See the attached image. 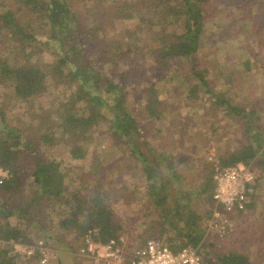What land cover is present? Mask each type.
<instances>
[{
  "label": "rangeland",
  "instance_id": "rangeland-1",
  "mask_svg": "<svg viewBox=\"0 0 264 264\" xmlns=\"http://www.w3.org/2000/svg\"><path fill=\"white\" fill-rule=\"evenodd\" d=\"M142 1L69 0L75 14L83 15L82 20L77 15L80 24L97 29L101 21L98 40L102 42H97V34L94 38L87 34L81 36L82 42L94 46V52L89 50L90 60L79 59L78 68L72 63L70 67L77 70L80 80H85L87 73L96 75L92 71L98 64L103 66V73L115 81H119L118 73L130 70L159 82L161 103L157 108L164 107L168 115L162 121L154 122L152 127L147 126L149 129L145 127L147 123L142 122L150 146L155 144L162 153L157 160L160 167L157 166L159 182L156 193L160 196L166 194L160 188V182H169L172 196L167 208L178 204L186 213L188 209L194 210L201 218L205 240L213 246V251L225 254L239 251L247 254L252 264H264V170L258 165L261 155H264V0H211L213 6L209 8L211 13L202 34L197 61L200 68H208L210 89L217 99L202 87L198 88V94L188 97V92L195 86L193 81H187L188 87H185L182 81L170 79L173 74L159 70L153 59L151 31L146 28L147 24H143V20L149 17L140 15ZM0 15H11L13 24L12 29L7 27L3 30L6 25L1 21L0 58L16 57L14 53L10 54L14 50H6V45L15 44L20 50V44L15 43L14 38L13 43H6V37H13L14 25L36 34L38 44L35 46L38 49L33 53L35 62L49 65L65 55L58 40L52 38L51 27L36 20L18 0H0ZM88 19L93 20L92 24L83 22ZM210 20L212 23H208ZM76 26L78 24L74 23L71 27ZM184 26V21L180 22L181 29ZM15 32L21 36L20 31ZM110 49L115 59L113 63L105 65L97 61V57L107 56ZM175 68L181 73L189 70L187 64H176ZM80 80L74 79L71 84L49 81L45 93L27 100L16 98L13 89L0 82V131L10 129L19 133L22 141H30L39 161L59 164L65 174V187L70 192L74 188L83 190L85 186L92 191L100 186L102 192L110 194L117 218L126 228L120 239L123 238L129 248L140 246V240L154 239L161 243L158 238H176L172 225H179L177 219L165 221L162 228L160 212L151 203L148 186L152 182L148 181L144 171L148 159H136L138 157L131 152L133 147L116 137L117 125L112 113L114 101H106L101 107L105 118L97 129H92L85 144V157H72L71 140L62 131L59 112L54 113V108L60 100L67 102L74 92L77 96L84 94L83 89H77ZM133 90L131 102L139 99L136 95L138 88ZM224 100H229L230 106L217 103ZM147 103L146 98L141 101L140 112L144 115ZM134 108H138L137 102ZM244 111L250 114L247 119ZM151 129H155L156 136L151 137ZM248 131L261 134L262 138L263 146L258 158L247 165L259 174L258 184L247 210L232 216L231 231L219 237L209 227L215 210L212 191L208 187L203 191L202 186L211 181L209 172L213 166L210 158L220 164L219 161L228 153L248 142ZM19 149L24 153V164L33 171L38 160L35 161L23 146ZM143 150L149 155L147 146L144 145ZM149 161L153 162V159ZM151 168L156 170L152 165ZM27 185L26 198L29 200L37 195L32 193L38 189L32 178H28ZM59 214L56 208H44L34 222L22 221L29 242H47L53 254L51 264H96V259L81 253L85 235L79 237L77 225H69L67 230L61 228L59 225L63 218ZM3 216L0 206V225L20 226L16 216L8 219ZM22 261L14 264H37L39 258Z\"/></svg>",
  "mask_w": 264,
  "mask_h": 264
},
{
  "label": "trees",
  "instance_id": "trees-1",
  "mask_svg": "<svg viewBox=\"0 0 264 264\" xmlns=\"http://www.w3.org/2000/svg\"><path fill=\"white\" fill-rule=\"evenodd\" d=\"M18 1L22 4V8L29 10L36 20L45 23L44 26L51 27L52 38L58 40L59 48L64 50L63 54L65 55L59 56L60 59L49 65L35 62L33 53L38 49L35 46L38 44L36 34H31L20 26L14 25L15 30L21 32V36L14 30L12 38L6 37V43L12 42L14 38L15 43L20 44V50L15 44L10 46L5 44L6 50L8 52L14 50L10 54L14 53L13 55L16 57L5 56L0 58V82L9 85L16 98L27 100L45 93L48 90L49 81L65 84L70 82L71 84L74 79L80 80L75 66H77L79 59L80 61L81 59L90 60L89 52H94V46L92 47L88 42H82L81 36L87 34L90 38L92 36L94 38L97 34V42L102 44L98 40L101 21L98 22L97 29H94L93 26L87 27L84 23L80 24L79 18L82 20L83 15L77 14L79 18L77 17L69 0ZM211 2V0H144L141 3L143 6L140 15L143 18L149 17L145 19L147 23L143 20V24H147L145 27L151 31L150 42L153 44L152 53L155 64L160 71H168L173 74L174 76L170 79L175 78L178 82L182 81L185 87H188L187 81H193L192 85L195 84V86L188 92V97L198 94L199 87L213 94L207 78L209 70L208 68H200L197 61L202 34L205 32V24L209 13H211L209 8L210 5L213 6ZM11 20V15H0V25L1 21H5L6 25L3 30H6L7 27L12 29ZM87 21L91 24L93 22L91 19L83 22ZM182 21L185 23L183 29L180 27ZM74 23H77L78 26L71 27ZM208 23H212V20ZM4 33L6 34V32ZM97 61L105 65L113 63L115 59H113L112 50H109L107 56L97 57ZM70 63L75 68L70 67ZM176 64H187L188 72L181 73L180 69H174ZM247 67H249L248 63ZM92 72L96 75L87 73L86 76L89 77L87 76L85 80H80L78 83L77 89H83V95L77 96L74 92L69 100H66L67 102L60 100L59 105L55 107L56 109L54 108V113L59 112V125H61L62 131L71 140L70 152L72 157L74 159L85 157L87 151L85 144L89 140L92 129H97L101 120L105 118L101 107L106 101H114L112 113L117 125V139L133 147L131 152L138 157L136 159L140 157L148 159V165L144 171L148 181L152 182L148 186L149 196L151 203L160 212L161 227H165V221H170L173 218L179 222L177 226L172 225L176 238H158V240L175 253L186 246H193L199 250V253L209 264H252L251 258L245 253L230 251L225 254L224 252L213 251V246L205 240V234L200 226L201 218L194 210L188 209L189 212L186 213L178 204H172V208H167L169 207L167 206L169 198L172 196L169 182H160V187L166 191V194L160 196L156 193V185L159 182L156 173L160 167L157 160L162 153L155 148V144L153 147L150 146L149 138L145 134L147 130L146 128L144 130L142 122L147 123L145 127H152L154 122L162 121L168 115L164 107L157 108L161 103L158 98L160 94L159 82L130 70H125L121 74L118 73L119 81H115L112 77L105 75L103 66L98 64L93 66ZM178 72L179 74H177ZM135 87L138 88L136 95L139 99L136 98L137 101L131 102ZM213 96L216 98L215 94ZM145 98L148 100L146 115L144 112H140L141 101ZM136 102L138 108H134ZM217 103L220 106H230L229 100L217 101ZM79 104L80 106H78ZM126 105L130 107L126 108ZM244 113L246 114L244 117L247 119L250 114L245 111ZM151 130V137L156 136L155 129ZM248 133V142L228 153L226 158L219 161L222 166L247 167L252 160L258 158L259 151L263 146L261 134H254L252 131H248ZM30 145V141H22L20 134L13 130L0 131V167L8 169L11 173V179L0 185V206L1 210L4 211L3 217L5 219L16 216L20 223L18 227H13L9 223L0 225L2 237L29 242L25 230L22 228V221L32 223L44 208H56L59 213L63 214H59L63 218L59 226L67 230L69 225H77L80 238H83L88 231L96 229L99 234V237L96 238L97 241L101 240L102 243H106L110 239H120L126 228L122 221L117 218L113 208L114 204H111L112 196L102 192L100 186L95 187L92 191L85 186L83 190L74 188L70 192L65 187V174L60 170V165L55 162L39 161V157L36 156ZM144 145L150 150L149 155L143 150ZM21 146L28 150V154L35 161L38 160L33 171L27 168L22 160L24 153L19 149ZM150 158L153 159V162L149 161ZM151 165L156 170L152 169ZM258 165L264 170L263 154ZM210 168L209 179L211 181L202 188L204 191L208 187L212 191L213 197L216 185L213 181L212 167L210 166ZM28 178L33 179V184L38 189L32 193L37 195L29 200L26 198ZM64 211L66 214L63 213ZM163 234L164 232L161 237ZM140 242V245L145 243L142 240ZM15 262L3 258L0 264H14Z\"/></svg>",
  "mask_w": 264,
  "mask_h": 264
},
{
  "label": "built area",
  "instance_id": "built-area-1",
  "mask_svg": "<svg viewBox=\"0 0 264 264\" xmlns=\"http://www.w3.org/2000/svg\"><path fill=\"white\" fill-rule=\"evenodd\" d=\"M210 160L216 188L212 197L215 210L209 227L219 237H224L231 231V217L247 210L259 174L248 167L222 166L214 162L213 158ZM10 179V171L0 167V185ZM97 237L99 234L96 229L88 231L81 252L96 259V264H209L193 246H186L175 253L167 245L154 239L129 248L123 238L102 243L101 240L97 241ZM36 256L39 258L37 264H51L53 254L47 242H20L4 238L0 233V261L3 258L31 261Z\"/></svg>",
  "mask_w": 264,
  "mask_h": 264
},
{
  "label": "crops",
  "instance_id": "crops-1",
  "mask_svg": "<svg viewBox=\"0 0 264 264\" xmlns=\"http://www.w3.org/2000/svg\"><path fill=\"white\" fill-rule=\"evenodd\" d=\"M256 184H257V183H256ZM160 188H161V187H160ZM253 196H254V195H253ZM253 196H252V197H253ZM252 197H251V199H252ZM249 205H250V203H249ZM249 205H248V206H249ZM19 261H21V260H18V261H16V262H19ZM24 261H25V260H24ZM24 261H22V262H24Z\"/></svg>",
  "mask_w": 264,
  "mask_h": 264
}]
</instances>
